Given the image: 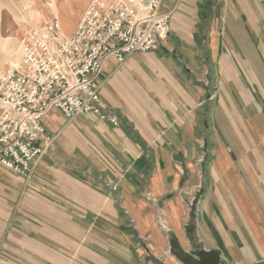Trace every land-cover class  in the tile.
Masks as SVG:
<instances>
[{"label": "crops", "instance_id": "crops-1", "mask_svg": "<svg viewBox=\"0 0 264 264\" xmlns=\"http://www.w3.org/2000/svg\"><path fill=\"white\" fill-rule=\"evenodd\" d=\"M161 9L159 49L105 63L104 118L51 108L32 172L0 165V264H185L173 238L264 264V0Z\"/></svg>", "mask_w": 264, "mask_h": 264}, {"label": "built area", "instance_id": "built-area-1", "mask_svg": "<svg viewBox=\"0 0 264 264\" xmlns=\"http://www.w3.org/2000/svg\"><path fill=\"white\" fill-rule=\"evenodd\" d=\"M92 0L75 31L58 21L35 27L22 39L14 70L0 73V165L29 175L53 146L44 115L60 109L68 118L94 112L102 118L98 80L111 57L155 51L169 38L173 10L161 0ZM112 121L118 124L113 117Z\"/></svg>", "mask_w": 264, "mask_h": 264}, {"label": "rangeland", "instance_id": "rangeland-1", "mask_svg": "<svg viewBox=\"0 0 264 264\" xmlns=\"http://www.w3.org/2000/svg\"><path fill=\"white\" fill-rule=\"evenodd\" d=\"M139 1L143 5L146 2ZM91 2L92 0H0V73L14 70L21 58L22 39L35 27L58 21L64 34L70 35ZM140 3L137 4V10L141 15L145 10Z\"/></svg>", "mask_w": 264, "mask_h": 264}, {"label": "water", "instance_id": "water-1", "mask_svg": "<svg viewBox=\"0 0 264 264\" xmlns=\"http://www.w3.org/2000/svg\"><path fill=\"white\" fill-rule=\"evenodd\" d=\"M171 246L172 253L185 264H221L220 254L216 251L188 252L180 245L176 238L171 240Z\"/></svg>", "mask_w": 264, "mask_h": 264}, {"label": "bare ground", "instance_id": "bare-ground-1", "mask_svg": "<svg viewBox=\"0 0 264 264\" xmlns=\"http://www.w3.org/2000/svg\"><path fill=\"white\" fill-rule=\"evenodd\" d=\"M145 1H147V0H145ZM149 1V0H148ZM144 3H147V2H144Z\"/></svg>", "mask_w": 264, "mask_h": 264}]
</instances>
